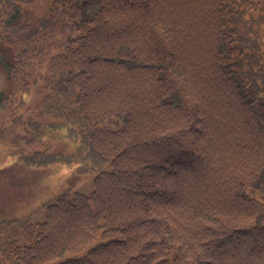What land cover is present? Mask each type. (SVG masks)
Returning a JSON list of instances; mask_svg holds the SVG:
<instances>
[{"label":"trees","instance_id":"16d2710c","mask_svg":"<svg viewBox=\"0 0 264 264\" xmlns=\"http://www.w3.org/2000/svg\"><path fill=\"white\" fill-rule=\"evenodd\" d=\"M38 1L0 0V113L48 89L26 118L0 114V141L21 132L23 169L96 175L44 201L41 222L0 218V256L264 264V0H51L27 19ZM45 118L74 152L39 145Z\"/></svg>","mask_w":264,"mask_h":264},{"label":"rangeland","instance_id":"374dc122","mask_svg":"<svg viewBox=\"0 0 264 264\" xmlns=\"http://www.w3.org/2000/svg\"><path fill=\"white\" fill-rule=\"evenodd\" d=\"M50 1L39 0L33 5H25L24 16L31 20L38 17ZM40 72L44 76L48 74L45 67H42ZM44 83L45 80L41 79L37 85L31 84L27 93L16 95L17 100H12L13 97H11L9 107L0 113L7 116L5 120L7 125L14 119L10 116L11 113L16 116L23 114L26 118L28 114L34 112L35 106L43 101L48 91ZM9 89L6 72L0 67V92L7 93ZM50 120L45 118L41 121L45 127H42L40 131L42 137L39 145L48 144L50 152H74L76 142L66 137L61 138L65 131L50 128L48 125ZM22 137L21 132L9 129L0 141V218L29 216L33 222H41L46 216V209L41 204L63 188L73 186L76 191L83 194H89L92 191L95 172L80 175L75 172V168L67 165L40 167L39 170L23 169L17 161L18 153L15 148L17 146L29 150L32 146L22 144L24 142ZM172 255L173 251H170L169 256ZM0 264L8 263L0 256Z\"/></svg>","mask_w":264,"mask_h":264}]
</instances>
